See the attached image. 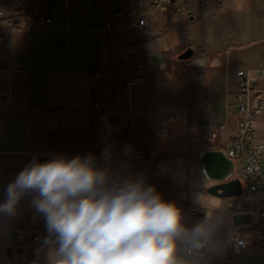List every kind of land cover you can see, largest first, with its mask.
I'll use <instances>...</instances> for the list:
<instances>
[{
    "label": "crops",
    "instance_id": "1",
    "mask_svg": "<svg viewBox=\"0 0 264 264\" xmlns=\"http://www.w3.org/2000/svg\"><path fill=\"white\" fill-rule=\"evenodd\" d=\"M23 2L0 0V34L6 37L0 45V202L33 156L41 162L56 154L72 158L112 148L107 117L94 112V103H110L117 81L132 76L138 85L121 105L133 114L135 148L156 156L142 164L130 151L112 174L142 176L182 210L189 226L205 218L218 226L214 245L199 264H264V241L256 240L253 225L242 227L250 247L233 253L226 237L230 212L224 199L208 193L216 182L200 164L204 151H226L235 138L237 72L257 75L264 69V0H201L192 10L175 6L166 13L150 8L143 30L108 32L105 52L106 20L122 0L73 6L64 27L48 29L12 24L11 15ZM188 47L194 55L180 60ZM130 60L144 68L129 71ZM255 136L264 140V113ZM32 219L35 229L46 230L26 196L15 218H0V229L24 228ZM34 242L37 256L29 258L48 264L55 245L48 235L27 245Z\"/></svg>",
    "mask_w": 264,
    "mask_h": 264
},
{
    "label": "clouds",
    "instance_id": "2",
    "mask_svg": "<svg viewBox=\"0 0 264 264\" xmlns=\"http://www.w3.org/2000/svg\"><path fill=\"white\" fill-rule=\"evenodd\" d=\"M26 196L55 245L48 264H199L218 228L189 226L142 176H114L92 154L33 156L4 189L0 218H15Z\"/></svg>",
    "mask_w": 264,
    "mask_h": 264
},
{
    "label": "built area",
    "instance_id": "3",
    "mask_svg": "<svg viewBox=\"0 0 264 264\" xmlns=\"http://www.w3.org/2000/svg\"><path fill=\"white\" fill-rule=\"evenodd\" d=\"M93 0H24L22 6L11 15L14 25H22L25 28L48 29L65 26L64 18L76 5L92 3ZM201 0H122V6L113 11L106 20L103 37V51L108 47V32H123L130 28L143 30L148 26V17L144 14L150 8L160 13L168 12L172 7L179 6L186 10H192L199 6ZM6 37L0 34V45L4 44ZM129 71L144 68V64L130 60L127 63ZM238 89L236 92L237 105V133L231 146L225 151L234 160L236 177L249 192L264 194V140L256 141V123L264 113V69L258 70L255 75L250 70L237 72ZM138 85V80L132 76L121 77L114 86L112 101L106 103L97 100L94 103V112L104 114L109 123L110 133L114 146L107 149H91L86 153L92 154L98 167H109L113 172L119 169L125 154L134 151L142 164L156 156L154 151L138 150L132 140V128L134 124L133 114L127 103L132 89ZM1 131V125H0ZM105 153L107 156L105 157ZM53 156L42 158L41 162ZM2 167L0 166V174ZM242 195V196H243ZM242 196L239 198L241 199ZM230 214L236 212H252L251 224L255 227L257 241H264V198L246 202H230L228 205ZM36 219H32L28 226L19 229H0V246L4 249L11 248L9 257L11 264H38L34 258L22 257L19 249L25 247L32 240L41 239L48 235L46 230L34 228ZM248 226V225H244ZM243 226H230L226 230V237L231 244L233 253L239 255L247 250L251 243L242 228ZM54 244L53 242H50ZM204 252V251H203ZM202 252V253H203ZM201 253V254H202Z\"/></svg>",
    "mask_w": 264,
    "mask_h": 264
},
{
    "label": "water",
    "instance_id": "4",
    "mask_svg": "<svg viewBox=\"0 0 264 264\" xmlns=\"http://www.w3.org/2000/svg\"><path fill=\"white\" fill-rule=\"evenodd\" d=\"M194 55V49L188 47L178 58L180 60H188ZM200 164L209 178L216 183L208 188V193L222 198H234L243 195V187L240 179L236 177V166L234 160L230 158L224 150L212 149L206 150L200 157ZM191 213L196 216H204L203 211L192 209ZM253 219L252 212H236L231 215L233 227H239L251 224ZM23 252V248L19 249V253ZM5 253L10 257L11 248H6Z\"/></svg>",
    "mask_w": 264,
    "mask_h": 264
},
{
    "label": "rangeland",
    "instance_id": "5",
    "mask_svg": "<svg viewBox=\"0 0 264 264\" xmlns=\"http://www.w3.org/2000/svg\"><path fill=\"white\" fill-rule=\"evenodd\" d=\"M82 11H83V9H82ZM98 14H99V12H98ZM67 20H68V17H65L64 18L65 25H66ZM261 196H262V193H260V192H254L253 193V192H249L246 188H244V195L242 196L241 199L239 197L224 199L225 208L226 209L228 208V205L230 202L238 203L240 201L246 202V201H250L252 199L259 200V199H261ZM230 218H231V215H230ZM244 227H246V226H244ZM36 249H37V242H34L33 244H31V246L25 245L24 251L21 255H22V257H26V258L33 257L36 255ZM9 259L10 258L7 257V255L5 254V249L2 246H0V264H11Z\"/></svg>",
    "mask_w": 264,
    "mask_h": 264
},
{
    "label": "trees",
    "instance_id": "6",
    "mask_svg": "<svg viewBox=\"0 0 264 264\" xmlns=\"http://www.w3.org/2000/svg\"><path fill=\"white\" fill-rule=\"evenodd\" d=\"M117 83H118V81H117ZM117 83H116V84H117ZM113 94H114V89H113ZM230 215H231V214H230Z\"/></svg>",
    "mask_w": 264,
    "mask_h": 264
}]
</instances>
